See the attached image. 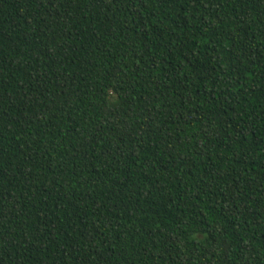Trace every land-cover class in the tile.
Instances as JSON below:
<instances>
[{"label":"trees","instance_id":"obj_1","mask_svg":"<svg viewBox=\"0 0 264 264\" xmlns=\"http://www.w3.org/2000/svg\"><path fill=\"white\" fill-rule=\"evenodd\" d=\"M0 264H264V0H0Z\"/></svg>","mask_w":264,"mask_h":264}]
</instances>
